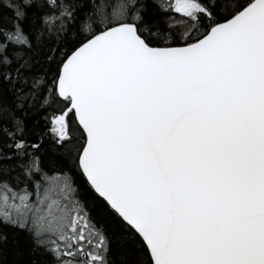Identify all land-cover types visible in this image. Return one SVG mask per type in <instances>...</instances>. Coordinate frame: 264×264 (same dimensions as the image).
Returning a JSON list of instances; mask_svg holds the SVG:
<instances>
[{"label":"snow or ice","instance_id":"1","mask_svg":"<svg viewBox=\"0 0 264 264\" xmlns=\"http://www.w3.org/2000/svg\"><path fill=\"white\" fill-rule=\"evenodd\" d=\"M0 264H264V0H0Z\"/></svg>","mask_w":264,"mask_h":264}]
</instances>
